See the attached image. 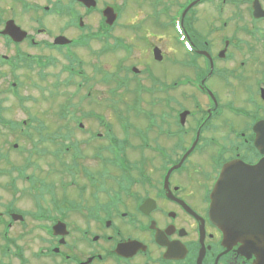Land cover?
<instances>
[{"label":"flooded vegetation","instance_id":"obj_1","mask_svg":"<svg viewBox=\"0 0 264 264\" xmlns=\"http://www.w3.org/2000/svg\"><path fill=\"white\" fill-rule=\"evenodd\" d=\"M128 3L0 0V264H258L210 204L224 166L264 162V0ZM106 37L107 113L41 114L25 93L50 58L41 51ZM94 84L72 103L99 104ZM41 133L48 146L26 151Z\"/></svg>","mask_w":264,"mask_h":264},{"label":"water","instance_id":"obj_2","mask_svg":"<svg viewBox=\"0 0 264 264\" xmlns=\"http://www.w3.org/2000/svg\"><path fill=\"white\" fill-rule=\"evenodd\" d=\"M82 1L89 6L88 0ZM111 11L107 8L103 13L109 23ZM154 55L161 60L157 50ZM222 176L211 195V215L229 234L230 241L241 243L243 253L255 256V263L264 264V162L255 166L231 163L224 167ZM239 177L247 181H234Z\"/></svg>","mask_w":264,"mask_h":264},{"label":"rangeland","instance_id":"obj_3","mask_svg":"<svg viewBox=\"0 0 264 264\" xmlns=\"http://www.w3.org/2000/svg\"><path fill=\"white\" fill-rule=\"evenodd\" d=\"M128 2H129L128 3L129 6H133L132 0H128ZM144 5L146 6V3H143L142 6ZM206 9L207 11H210L208 8H203L201 12H203ZM218 11L219 10H217L216 12L217 18L219 16ZM229 12H230V16L232 17L235 16V14L232 13L230 8H229ZM202 25H201V32L203 31ZM153 42L155 41L153 40L151 44H153ZM100 45L101 44L99 42L93 41L89 43L88 48H80V49L72 48L74 53L72 55V58L70 57L68 58V56L66 55L64 56L63 52L58 53V52H50V51H41V53L49 55L50 59L52 60L51 65L47 66L44 69V72H42V77H40L38 81L39 87L43 89V94L40 91L38 92L36 90L37 87L25 91L26 94L29 93L30 95L38 96L34 106L41 114L53 112L54 110H56L57 112L59 106L62 105V103H65L66 98L70 97L71 95L82 96L83 94L86 93L85 89L80 91L79 90L80 86L79 85L77 86V84H79V82L81 81L82 73L77 72L76 74H72V76L69 75V68L72 67V65H70L71 62L75 61L77 66L80 65V67L78 66V68H75V70L82 71L84 74L87 75H92V66L96 64L100 68L99 74L101 81L103 83L111 84V82L108 81L106 75L114 72L113 66L116 60V56L110 53L102 56L101 58H96L92 56L90 54V50H97L100 47ZM70 48L71 47H69V49ZM148 49H149V45L143 41H140L139 43H136V52L134 56L138 58L139 57L144 58L148 56ZM56 82L60 84L55 86L54 84ZM109 87L111 86H108L107 84L103 85L101 83L100 85L94 84L93 86L94 91L92 95L99 96L101 98L100 101L103 102L102 105L96 103L91 105L72 103L70 111L77 115H82V114L84 115L86 113H91V112L107 113L105 102L110 101L113 98V96L110 97L108 90ZM50 91H54L55 92L54 96H57V98L52 99V97L49 96ZM159 96H160L159 94L153 95L154 98ZM30 106L32 105L25 104L26 108ZM56 135H59V132H57ZM49 139H50V133H41L38 137H32L31 140L28 139L27 137H24L22 145L24 146V149L28 151L31 149L32 143L38 146L39 145L38 141L43 143L44 146H48L47 144L49 143ZM2 141L3 138H0V142ZM31 159L37 161L39 164L42 161L41 158H38L36 155L34 156V154L31 155ZM46 162H48V160L43 162V164L46 165L45 164Z\"/></svg>","mask_w":264,"mask_h":264}]
</instances>
